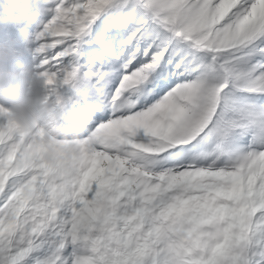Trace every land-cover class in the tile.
Listing matches in <instances>:
<instances>
[{
	"label": "snow or ice",
	"instance_id": "obj_1",
	"mask_svg": "<svg viewBox=\"0 0 264 264\" xmlns=\"http://www.w3.org/2000/svg\"><path fill=\"white\" fill-rule=\"evenodd\" d=\"M44 13L32 39L50 94L83 78L107 110L76 135L69 184L0 161V264H264V0Z\"/></svg>",
	"mask_w": 264,
	"mask_h": 264
},
{
	"label": "clouds",
	"instance_id": "obj_2",
	"mask_svg": "<svg viewBox=\"0 0 264 264\" xmlns=\"http://www.w3.org/2000/svg\"><path fill=\"white\" fill-rule=\"evenodd\" d=\"M12 12L6 7L0 20L12 21ZM16 61L12 45L0 44V161L12 156L9 171L20 177L47 174V185L69 184L80 162L78 137L68 134L74 109L59 92L50 94V84L37 69L20 64L11 70L9 64ZM69 83L86 87L83 78Z\"/></svg>",
	"mask_w": 264,
	"mask_h": 264
},
{
	"label": "rangeland",
	"instance_id": "obj_3",
	"mask_svg": "<svg viewBox=\"0 0 264 264\" xmlns=\"http://www.w3.org/2000/svg\"><path fill=\"white\" fill-rule=\"evenodd\" d=\"M6 7H12V16L14 19L9 22L0 20V44L8 43L12 45L17 52V61L9 64V66L13 64L9 68H11V70H19V65L16 63L24 62L28 63L26 65H28L29 68L32 67L37 69L36 65L38 63V58L34 55L35 44L32 39V34L35 32L41 20L48 19L49 14L44 13V9L47 7V0H0V12H3V9ZM4 15H7V13H4ZM87 47L88 45H85V48ZM20 58H24V61H21ZM81 63L83 64V60ZM98 66V64L93 62V67ZM91 86H93L92 82L88 81V87ZM61 87L58 88V91H61L59 92L60 94L64 93V91H62L64 89L59 90ZM108 90L109 89H107V91ZM82 95H84V93L80 94V96ZM90 97L93 96L89 94V96H85L86 99H79L78 97L74 99H78L84 108L86 106L83 104L87 102ZM2 120L3 118H0V122H2Z\"/></svg>",
	"mask_w": 264,
	"mask_h": 264
},
{
	"label": "bare ground",
	"instance_id": "obj_4",
	"mask_svg": "<svg viewBox=\"0 0 264 264\" xmlns=\"http://www.w3.org/2000/svg\"><path fill=\"white\" fill-rule=\"evenodd\" d=\"M12 65H10V66H12ZM25 66L28 67V65H25ZM85 83H86V86L88 87V82H85ZM110 87H111L110 85L105 86L104 94L108 93L107 89H109ZM69 89H71L70 92H69ZM64 90H65V92L63 93V97L66 100L67 104L74 109V113H75L74 119L68 122V134L69 135H78L82 130V128L79 126V122H84L86 120L85 117L88 116V115H86L84 118H82L80 115L82 114V112L84 114H92L94 111L93 107L96 106L99 102L96 101V98L94 96L90 97V99L83 104L84 106H86L83 108L82 105L80 104L79 100L74 99V98L81 93H84L85 96H87V95L89 96L90 93H86L83 90V88L78 90V89L73 88L71 86L66 87V89L64 88ZM74 102L76 103V106H71ZM3 103H4L3 101H0V104H3ZM85 110H86V112H85ZM102 110H105V108L101 109V111ZM92 120H95V115L92 117ZM91 123H92V121H91Z\"/></svg>",
	"mask_w": 264,
	"mask_h": 264
}]
</instances>
